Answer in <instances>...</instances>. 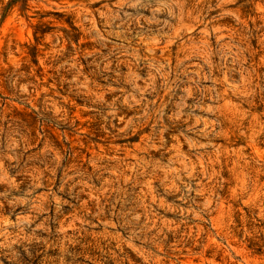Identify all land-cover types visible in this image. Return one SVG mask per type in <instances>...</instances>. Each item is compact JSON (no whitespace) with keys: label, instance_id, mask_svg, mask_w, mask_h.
Instances as JSON below:
<instances>
[{"label":"rangeland","instance_id":"obj_1","mask_svg":"<svg viewBox=\"0 0 264 264\" xmlns=\"http://www.w3.org/2000/svg\"><path fill=\"white\" fill-rule=\"evenodd\" d=\"M0 264H264V0H0Z\"/></svg>","mask_w":264,"mask_h":264}]
</instances>
